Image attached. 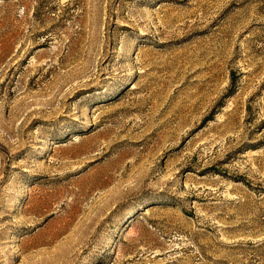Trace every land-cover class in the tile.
Listing matches in <instances>:
<instances>
[{
  "label": "rangeland",
  "instance_id": "374dc122",
  "mask_svg": "<svg viewBox=\"0 0 264 264\" xmlns=\"http://www.w3.org/2000/svg\"><path fill=\"white\" fill-rule=\"evenodd\" d=\"M0 264H264V0H0Z\"/></svg>",
  "mask_w": 264,
  "mask_h": 264
}]
</instances>
